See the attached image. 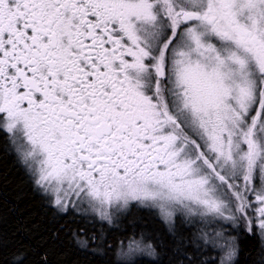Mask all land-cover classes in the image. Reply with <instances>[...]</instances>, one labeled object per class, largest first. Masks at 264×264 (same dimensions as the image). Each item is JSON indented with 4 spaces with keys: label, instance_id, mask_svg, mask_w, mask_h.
Wrapping results in <instances>:
<instances>
[{
    "label": "snow or ice",
    "instance_id": "1",
    "mask_svg": "<svg viewBox=\"0 0 264 264\" xmlns=\"http://www.w3.org/2000/svg\"><path fill=\"white\" fill-rule=\"evenodd\" d=\"M4 157L0 264H264V0H0Z\"/></svg>",
    "mask_w": 264,
    "mask_h": 264
},
{
    "label": "trees",
    "instance_id": "2",
    "mask_svg": "<svg viewBox=\"0 0 264 264\" xmlns=\"http://www.w3.org/2000/svg\"><path fill=\"white\" fill-rule=\"evenodd\" d=\"M0 169L7 172L12 181L4 193L5 208L3 211L7 220V226L9 229L22 226L27 223L29 217L34 212H38L39 209L36 207L35 201L31 199L30 193L25 195L22 200L17 199V191L22 190L27 193L28 190L26 187L20 185V174L18 173L16 167H14L11 157H4L0 159ZM253 244H255L254 240L245 243V252H247Z\"/></svg>",
    "mask_w": 264,
    "mask_h": 264
}]
</instances>
